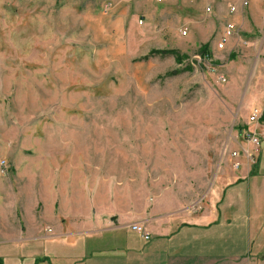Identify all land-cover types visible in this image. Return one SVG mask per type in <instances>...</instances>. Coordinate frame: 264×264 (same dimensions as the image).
<instances>
[{"label": "rangeland", "instance_id": "rangeland-1", "mask_svg": "<svg viewBox=\"0 0 264 264\" xmlns=\"http://www.w3.org/2000/svg\"><path fill=\"white\" fill-rule=\"evenodd\" d=\"M176 1L0 0V239L45 202L207 211L259 145L241 126L261 112L242 116L264 94V0Z\"/></svg>", "mask_w": 264, "mask_h": 264}, {"label": "crops", "instance_id": "crops-1", "mask_svg": "<svg viewBox=\"0 0 264 264\" xmlns=\"http://www.w3.org/2000/svg\"><path fill=\"white\" fill-rule=\"evenodd\" d=\"M207 1L217 3V17H226L221 0ZM180 2L182 7L188 5V0ZM239 2L236 1L237 8L243 9ZM144 3L149 0H142ZM257 5L251 3L252 17ZM232 18L242 28H248L239 15ZM180 19L187 22L185 16ZM249 105L260 107L261 112L255 123L248 125L243 119L241 129L254 131L259 145L241 142L249 158L244 154L239 157V167L230 172L231 180L218 189L207 211L194 209L179 214L168 207L160 210L156 203L146 216V207L134 206L130 210L129 203L110 208L105 202H97L98 206L88 204L83 209L73 201L68 209L62 205L53 209L45 202L37 216L26 217L23 236L0 239L2 263L264 264V94L246 100L244 118ZM135 221L145 224L147 240L128 228Z\"/></svg>", "mask_w": 264, "mask_h": 264}, {"label": "built area", "instance_id": "built-area-1", "mask_svg": "<svg viewBox=\"0 0 264 264\" xmlns=\"http://www.w3.org/2000/svg\"><path fill=\"white\" fill-rule=\"evenodd\" d=\"M246 3H247L246 0H242L243 5H245ZM109 7H110L109 1H105L102 5V8L104 11H106ZM233 9H234L233 6L229 7L230 11ZM232 29H233V25L231 23H226L223 32L221 33V35L219 36V38L216 42L217 48H221L223 46L224 42L226 41V38L231 34ZM258 113H259V109L256 107H252L250 109L249 114H248L247 121L250 123L254 122L258 117ZM247 135L251 136V139H252L254 144H258V138L256 136H253L252 133H248ZM0 164H1V166L2 165L5 166L4 161H1ZM129 227L131 230L139 233L143 239L148 238V233L146 231H144V229H142V227L140 225L131 224Z\"/></svg>", "mask_w": 264, "mask_h": 264}, {"label": "trees", "instance_id": "trees-1", "mask_svg": "<svg viewBox=\"0 0 264 264\" xmlns=\"http://www.w3.org/2000/svg\"><path fill=\"white\" fill-rule=\"evenodd\" d=\"M204 52H205V45L203 46V52L202 53H204ZM153 53H162V54L163 53H171V54L173 53L175 55L177 54L176 51L173 49H159V50L158 49H150L148 51V53L143 56V58H147L148 56L152 55ZM176 60L179 61L178 56H177ZM0 264H3L1 259H0Z\"/></svg>", "mask_w": 264, "mask_h": 264}]
</instances>
